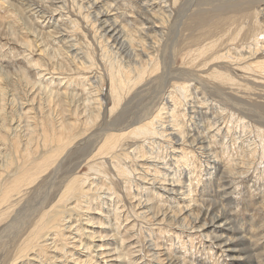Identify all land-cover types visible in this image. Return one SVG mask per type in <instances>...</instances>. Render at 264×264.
<instances>
[{
	"label": "rangeland",
	"instance_id": "obj_1",
	"mask_svg": "<svg viewBox=\"0 0 264 264\" xmlns=\"http://www.w3.org/2000/svg\"><path fill=\"white\" fill-rule=\"evenodd\" d=\"M136 1H138L136 3L138 8L135 4ZM144 3H146V4H144ZM182 3L184 5H180ZM9 4H11V5H9ZM13 5L15 8L13 7ZM129 5L134 6L133 12H136L134 10H137V13L135 15L131 11L132 6H129ZM10 6H12V7H10ZM181 6H182V8H181ZM82 7H83V9H82ZM79 8H81V9H79ZM135 8H137V9H135ZM157 8H160V9H157ZM180 8H181V10H178ZM56 9H57V11H56ZM63 10L65 12H63ZM81 10H83L84 12L82 11L83 13H81ZM179 11H180V13H179ZM255 11L258 13H255ZM129 13H132V14H129ZM162 13H163V16H162ZM260 13H261V15H260ZM61 14H62V16H61ZM84 14L86 16H89L88 17L89 19L86 21H85V19H87V18H86V16H84ZM145 14H146V16H145ZM147 14H148V16H147ZM185 14H186V16H184ZM125 16H127V17H125ZM67 17H69V18H67ZM125 18H128V19L125 20ZM155 18L156 19L158 18V20H156ZM147 19H148V22H147ZM152 19H154V21ZM172 19H174V20H172ZM238 20H240V21H238ZM132 21H133V23H132ZM138 21L141 25L137 24ZM170 21H172V22L175 21V23L174 22L172 23ZM97 22H98V24H97ZM100 22L101 23L103 22V23L101 24ZM126 22H129L131 24L126 23ZM90 23H93V24H90ZM134 23H135V25H132ZM144 23H146L145 25H147L149 23L148 24L149 26L147 25V27H146L144 25ZM244 23H246V24H244ZM73 24H77V25H73ZM174 24L177 27L174 26ZM67 25H69V27ZM95 25H96V27H95ZM136 25H139V27L141 26L142 29H141V27L138 28ZM150 25H152V26H150ZM155 25H156V27L152 28ZM159 25H161V26L159 27ZM251 25H252V27H251ZM93 26L95 27V31H94ZM134 26H135V28L130 29V27H134ZM97 27H99V28H97ZM161 27H163V28H161ZM111 28H113V29H111ZM69 29H70V31H69ZM133 29L134 30L136 29V31L140 30L141 32L137 31L138 35L136 36V31H133ZM152 29H154V30H152ZM98 30H99V33L97 32ZM125 30L127 32H125ZM142 30H145V31H142ZM129 31H130V33H129ZM46 32L49 34V36ZM53 33H55V36ZM115 33H116V37H117V35H120L119 36L120 38L117 39V41H113L115 38H112V36H113L112 34H115ZM126 33H129V35H127ZM131 33L133 34L132 36H131ZM50 34H53V35H50ZM59 34H60V36H59ZM68 34H69V36H68ZM108 35H110V37H108ZM139 35H141V36H139ZM72 36L73 37L75 36V37L73 38ZM130 36H131V38H133V36H135L136 38L138 37L137 38L138 40H135V38H133V40H131V38L129 39ZM126 37H128V39H126L127 41L125 40ZM141 37H144V38H141ZM161 37L163 40H161ZM53 38H56V39H53ZM104 38H106V39H104ZM139 38H141L142 41H141V39L139 40ZM145 38H147V40ZM84 39H86V40H84ZM70 40H72V41H70ZM96 40L98 41V43ZM104 40H105V42H104ZM122 40H124V41H122ZM145 40H146V42H145ZM160 40H161V42H160ZM81 42H83V44ZM128 42H131V43L128 44ZM84 43H85V45H84ZM132 43H133V45H132ZM136 43H138V44L136 45ZM148 43L151 46L147 45ZM159 43H162V45L160 44V46H159ZM66 45H69L71 47H68ZM80 45H81V47H80ZM112 45H113V47H111ZM123 45H126L125 48ZM128 45H131L130 47H132V48H130ZM56 46L57 47L59 46V48H58L59 54L57 53L58 51H57ZM72 46H74V47H72ZM84 46H85V48L83 49L82 47H84ZM89 46H90V48H89ZM133 46H134V48H133ZM148 46L150 47L149 50L147 49ZM155 46H157V47H155ZM161 46L164 47V49L161 48ZM60 47H63V48L60 49ZM114 47H116L117 49L116 48L114 49ZM141 47H143V48H141ZM165 47H166V49H165ZM39 49H40V51H39ZM143 49H145V50H143ZM152 49H154V52L156 54L153 53ZM67 50L70 52H68ZM104 50L106 51V53ZM147 50H148V52H147ZM162 50H165V52ZM64 51H67V52L63 53ZM100 51H102V52H100ZM161 51L164 52L165 54L163 53L160 55V53H162ZM52 52H53V54H52ZM55 52L58 55H56ZM103 52L105 53L104 55H103ZM141 52H142V54H141ZM66 54H67V56L69 55V57H67ZM106 54H108V55H106ZM139 54L142 55L143 57H141ZM53 55H54V57H53ZM59 55L61 56V58L63 60L66 58L72 59L73 63L71 62V60H68L69 62L68 61L66 62L65 60H64L65 62L62 61L61 58L58 57ZM151 55H153V57ZM228 55H229V57H228ZM40 56H42V57H40ZM73 56L74 57L77 56V58H79V56H80L81 59L80 58H79V60L76 58L74 59ZM138 56H140V57H138ZM155 56H156V58L154 59ZM158 56H160V57H158ZM163 56H165V57H163ZM105 57L107 60L105 59ZM127 57H129L128 58L129 60L127 59ZM166 57H167V60H166ZM141 58H143V59H141ZM147 58H149L150 60L149 59L147 60ZM158 58H161V59L159 60ZM58 59H60L61 64L59 63ZM117 59H119V60H117ZM135 59L138 63H135L136 62ZM144 59H146V60H144ZM120 60H122V62ZM126 60H128L130 63H128V61H126ZM161 60H162V62L164 61L165 63L164 62L162 63ZM80 61L86 62V63H84V65L87 67L82 66L83 63H81ZM87 61H89L91 63L89 64V62H87ZM146 61H148V62H146ZM29 62H31V63L33 62V63L31 64ZM34 62H36V63H34ZM40 62L41 63L43 62L44 65L43 64L40 65L41 64ZM55 62L58 63L60 65V67ZM62 62H64V65H62L63 64ZM75 62H79V63L76 64ZM27 63L29 64L28 66L26 65ZM106 63H107V65H106ZM118 63L121 64L122 66H124L123 68L125 70H127V72H129L130 76H128L129 79H127V82L125 84L126 85L130 84V85L125 87V88H122V91L120 89H118V92L120 91L119 92L120 102L117 104V103H115V93L111 91V76H110V74L112 72L109 71L110 66H108V65H110V64L116 65ZM143 63H145V64H143ZM159 63H161V64H159ZM166 63L168 66L163 65ZM263 63H264V0H258L257 2L255 0H186V2H185V0H84V1L83 0H35V1L34 0H0V76L3 77V74H6V78H5L6 84H8L9 82H12V83H9L8 85H6V88H7L6 89V96H5V93H4V96L0 95V102H1L0 103V110H1L0 116L3 115L2 117H0V124H1V126H0V129H1L0 130V138H3V137L8 138L16 130L19 133L21 132V134H22V132H27V131H29V127H30L28 125V123L32 124L33 122H34V124H32V127H30V128H33V126H34L35 137H40V135L42 133V129H43L42 123H44V121L46 120V117H48V118L51 117L54 119V117L56 116L55 118L62 121V122L75 121V123H76L75 127L76 128L74 129V133H75V135L77 134L78 136L76 135L77 137L73 140V142H71L69 144L68 149L65 151V154H63V158H65L67 156V158L68 159L71 158V160H68L67 158L65 159L66 163L63 162V165H62L63 170L61 172L59 171L58 174L56 175L55 183H56V185H58V183H60L61 181L64 182V180L66 179V177L64 175L67 176L71 173V172H68V174H66L67 168H68V170L72 171L73 175L71 174V176H76L77 174L80 176V175L85 174L84 176L90 177L91 182H92V186L90 187L89 195H91V196L93 195V197L95 198L93 200H95V202L94 201L90 202V200H89L90 204L85 205L88 207H84V205H83L82 208H79V207H81L78 204L79 202L76 199L74 200V198H73L71 200V205H74L75 208L72 209L71 217L76 218V219L82 218L81 221L77 220L79 222H82L84 220L83 218H85V220H87V219L89 220V218L86 219L85 215L83 216V214H85L84 212H87V211L86 210L83 211L82 209H89L90 210L88 213L89 214L91 213L90 217H92V218L89 221H93L94 224L92 225V227L89 230H87V234L85 231L82 232V230H81V234H80L81 236L80 237L84 236L83 238H84V240H86L87 239L86 235H88L91 238L95 239L93 243H89V250H88V257L90 258V260H92V258H93V260L92 261L86 260V257H85L86 252L84 250H81L79 248L77 251L75 244L77 245L76 241H78V236L75 238H72L74 240L71 242L72 239L68 237L71 235H69V233L66 232V234L63 235L64 239L62 240V244H63V246H65V245L67 246V248H66V246L63 248V251H65V249L68 251V253H66L67 259H68V261H67L68 264H116V263L117 264H177V263L183 264L184 263L183 261H185V263L188 262L187 264H193V263L196 264V261H197V264H201V263H203V264H224V263L225 264H232V263L233 264H239L240 263L241 264V261H243L242 262L243 264H264V255H262V254H264V71L262 72V70H264V64ZM56 65H58V66H56ZM90 65L92 68H90ZM93 65H94V67H93ZM142 65L144 68L140 67ZM24 66L25 67L27 66V68H25ZM40 66L41 67L43 66V67L41 68ZM62 66H64L63 70H62ZM165 66H166V68H164ZM28 67H30L32 69L29 70ZM65 67L69 68V69H65ZM139 67H140V69L143 68V69H141L143 72H140L141 70L139 69ZM23 68L26 71L22 70ZM50 68H52V69H50ZM54 68H57V70L59 69L58 70L59 72H57V70H55ZM163 68H164V70H163ZM256 68L259 71H257ZM37 69H40L43 71L46 69V71H44V73L43 72L41 73V71H39ZM48 69H50L51 71H49ZM60 69H61V71H60ZM85 69H88V70H85ZM107 69H109V70H107ZM117 69L118 68H116L115 72H114L115 80L117 79L116 75L118 74ZM160 69L163 71H161ZM166 69H168L167 70V73H168L167 76H169V78L166 76V74H167ZM20 70L25 71L26 73H24V72L22 73V71H21V72H18V74H19L18 75L16 71H20ZM66 70H68V71H66ZM106 70H107V72H106ZM132 70H133V72H132ZM2 71H4V72L2 73ZM29 71H30V73H29ZM47 71L49 72V74ZM51 72H53V73H51ZM109 72H110V74H109ZM164 72H165V74H164ZM32 73L37 74V77L35 74H32ZM97 73H99V74L97 75ZM136 73H138V74H136ZM21 74L24 76L26 74H28V77L26 79L27 81L25 79H23V77H21L22 76ZM101 74H103V76ZM15 75H16V77H15ZM161 75H162V77H161ZM65 76H67V77H65ZM158 76H160L161 79H159L160 77H158ZM41 77H43V78H41ZM88 77H90V78H88ZM134 77H136V78H134ZM154 77H156V78L154 79ZM157 77H158V79H157ZM7 78L10 79L9 82H8ZM5 79H3V81ZM32 79H34V80H32ZM37 79H39L40 81ZM92 79H93V81H92ZM97 79H99V80H97ZM144 79H145L146 83L150 82L151 80H152L151 82L153 84L156 82L157 83L155 85H153L150 82V83H147L148 84L147 85L145 82H143ZM13 80H15V81H13ZM41 80H43V82ZM89 80H91V81H89ZM155 80H156V82H154ZM23 81H26V82H23ZM45 81L48 82L47 84L49 86L46 84ZM133 81H135L134 84L132 83ZM35 82H37V83H35ZM41 82L44 86L50 87V89H48L46 87L49 90V92H48V90H45V87L41 84ZM44 82H45V84H44ZM71 82L73 83L72 85H71ZM90 82H92V83H90ZM27 83H28V85H27ZM159 83H161V84H159ZM33 84L37 85L38 87L36 88V86ZM96 84H99V85L101 84V85L98 86ZM177 84H178V86L182 85L181 86L182 89L184 86V89L185 88L186 89L185 90L183 89V91H185V92H183L181 90V88L178 89L179 87L177 86ZM52 86H53V88H52ZM136 86L138 88H136ZM153 86H155L156 90L157 89L158 90L157 91L152 90V89H155V87L153 88ZM94 87H96V88H94ZM99 87L101 88L100 90H102V91H99ZM147 87H148V89H146ZM175 87H176V89H175ZM14 88L17 91L14 90ZM38 88H40V90ZM150 88H152V89H150ZM171 89L172 90L174 89L175 92H173L174 90L172 91ZM177 89H178V91L179 90L180 91L178 92ZM37 90H39V91H37ZM51 90H53V91L50 92ZM163 90H165L166 92ZM26 91H27V93L28 92L29 93L27 94ZM54 91H55V93H53ZM135 91L138 93H136ZM9 92H10V94H9ZM11 92H12V94L15 93L14 96L11 95ZM22 92H24V93H22ZM38 92H40L41 94ZM69 92L75 96L72 97V95ZM72 92H74V93H72ZM122 92L123 93L125 92V93L120 94ZM154 92H156V93H154ZM170 92H172V93L170 94ZM25 93H26V95H25ZM47 93H52V95L54 94V96H52V98H51L52 100L47 98L48 97ZM65 93L67 94V96ZM68 93L70 95H68ZM127 93H128V95H127ZM179 93L180 94L182 93V94L180 95ZM57 94L58 95L60 94L59 96H61V95L62 96L59 97ZM172 94L174 97L172 96ZM24 95H25V97H24ZM139 95L141 98L139 97ZM157 95H161V96L158 97ZM16 96L18 97L19 101H17L18 99L16 98ZM106 96L108 99L107 98L105 99ZM169 96L171 99L169 98ZM58 97L60 98L59 100H58ZM69 97H70V99H69ZM88 97H90V98L87 100ZM123 97H124V100L126 98V103L123 100ZM150 97L151 98L155 97V98L151 99ZM160 97H161V99H160ZM11 98H12V100H13V98H15L14 101H12ZM137 98H138V100H137ZM148 98L150 101L148 100ZM180 98H182L183 100ZM72 99H73L72 103L74 105H72V103H71ZM79 100H81V101H79ZM90 100H92V101L96 100V102H92V101L90 102ZM153 100H154V102H153ZM171 100L172 101L175 100V101H173V103L176 102V104L175 103L173 104ZM37 101H38V103H37ZM57 101H59V102H57ZM10 102H12V103H10ZM61 102H63V103H61ZM159 102H160V104H159ZM57 103H59V104L57 105ZM92 103H94V104H92ZM101 103H103V105H101V107H100L99 105ZM112 103H113V105H112ZM142 103L144 104V106ZM15 104H18L19 106H16ZM157 104L160 106H157ZM83 105H84V107H83ZM134 105H136V106H134ZM145 105H146V107H145ZM153 105L156 107L153 108ZM141 106H143V107H141ZM15 107L16 108L18 107V108L15 110ZM53 107H56L57 109L53 108ZM74 107L76 108L75 111L72 110ZM151 107L153 108V110H151L152 109ZM158 107H159V109H158ZM163 107H165V109L167 107V109L163 111V109H164ZM20 108H21V110H20ZM88 108H90V109H88ZM111 108H113V109H111ZM139 108L141 111H138ZM160 108L161 109L163 108V109L161 110ZM45 109H46V112H45ZM91 109H95L94 111L96 112V116L94 115L95 112H93V110H91ZM145 109L149 110L150 113L147 112ZM50 110L52 113L50 112ZM143 110H145V112H143ZM175 110L178 111L181 115L177 114V112ZM14 111H16V113L20 114V116L18 114L14 113ZM63 111H64V113H62ZM137 111H138V113H140V112L141 113L138 115ZM172 111L173 112L175 111L176 113L174 112V115H173ZM20 112H22V113H20ZM122 112H125V113H123V115H122ZM146 112H147V114H145ZM76 113H78V114H76ZM101 113H103V114H101ZM134 113H135V115H134ZM148 113L151 116L148 115ZM14 114H16L17 116ZM70 114H72V115H70ZM74 114H76V115H74ZM116 114H118V115H116ZM141 114L143 116L145 115V118L147 117V119L142 118L143 116ZM32 115H34V116H32ZM53 115H55V116H53ZM57 115H58V118H57ZM133 115H134V117H132ZM140 115H141L142 119H140ZM167 115H169V116H167ZM171 115H172V117H171ZM176 115H177V118H176ZM60 116H61V118H60ZM91 116H93V118H91ZM94 116H95V118H94ZM97 116L99 118L101 116V118L99 119ZM109 116H111V117H109ZM117 116L119 118V121H117V119H116ZM123 116H124V118H123ZM64 117H66V118L68 117L67 121H66V118H64ZM102 117H103L104 121L102 120ZM148 117H150V119L154 118L153 124L155 126L152 125V128L155 129V131H158V133L160 135H158V133H156V134L149 133V134H142V135L125 134L124 136L120 137L119 141L115 144V147L112 150H106V149L102 148L104 138L107 136V134L112 133V131H109V132L105 131L106 129H108L110 127V126H108L109 123H115L116 124L115 127L121 128L123 126L127 127L128 125L133 123L135 120L138 122L140 121L139 123L137 122V123L133 124V126H135L137 124H141V123H144V122L150 120ZM163 117L165 119H163ZM166 117H168V118L166 119ZM10 118L13 119L14 121H12ZM69 118L70 119L72 118V120H70ZM75 118H77V119H75ZM137 118H138V120H137ZM178 118H182V123H181V119L178 121ZM173 119H174V121H173ZM24 120H25V122H24ZM97 120L98 121L101 120V122H97ZM167 120L170 121V123H168ZM176 120H177V122H176ZM21 121H23V122L21 123ZM26 121L28 123H26ZM123 121H125V122H123ZM141 121H143V122H141ZM95 122H97L98 124ZM164 122H167V123H164ZM178 122L183 124L184 126L186 125L185 127H187V128L183 127L181 124H178ZM13 123L14 124L16 123L15 125H17L16 130H13V128L10 131L7 130V128H9V125H11V127H12ZM119 123H121V124H119ZM174 123H176L177 125H174ZM104 124H105V127H103ZM169 124H170V126L171 125H173V126L170 127V126H168ZM38 126H40L39 131H38ZM96 127H98V128H96ZM161 127L163 129L159 130V128H161ZM167 127H169L170 129ZM172 127H174L175 129ZM180 127L183 129L182 131H181ZM130 128H131V126H130ZM3 129H5V130H3ZM77 129L80 131H75ZM172 129L175 132L176 131L177 132L176 133L173 132ZM186 131H189V132L187 133ZM79 133H81V134H79ZM89 133L92 136L95 135V133L98 135V137H96L97 140L92 139L91 142H94L95 145L93 147V144H92V147H90V150H89V155L87 154L88 157L86 158V159H88L89 156H91L92 154H95L93 159H92L94 162H90V163L86 164L87 160L83 159L82 161L79 160L80 161V163H79L77 161L78 155H75V153L77 154V152L79 151V148H82V146L85 145L84 144L85 142L83 143V140H84V138L86 139L87 136H89ZM91 133H93V134H91ZM173 133L177 134V135H174ZM170 134L172 136L174 135L173 136L174 138L171 137ZM101 135H103V136H101ZM185 136H187V137H185ZM81 137L82 138L84 137V138L82 139ZM101 137H102V139H101ZM149 137H150V139L152 138L153 140L152 139L151 140L154 141L155 143H153L149 139ZM92 138H94V137H92ZM158 139L162 143L164 142L165 144L163 143L164 144L163 145L162 143H160V141H158ZM173 139H175V140H173ZM200 139L202 140V142L200 141ZM178 140H180V141H178ZM148 141H149L150 145L148 144ZM5 142L6 141H4L3 143L0 142L1 144H3V145H1V150H0L1 153L0 154H3L4 156H5L4 153L7 151V148H6L7 146L5 145ZM74 142L76 143V145L74 144ZM143 142H145V143H143ZM156 142H158V143H156ZM172 142H175V143H172ZM183 142H184L185 146L183 145ZM80 143H82V144L80 145ZM136 143L137 144L140 143L139 144L140 146L137 145ZM146 143H147L148 147H146L147 146ZM170 143H172L173 145ZM176 143H178V144H176ZM197 143H199V144H197ZM141 144L145 149L141 146ZM155 144H156V146L153 147ZM160 144H162V146ZM189 144H190V146H189L190 148L188 147ZM39 145H41V144H39ZM71 145H72V147H71L72 150L70 148ZM151 145H152V147H151ZM202 145H203L204 149L202 148ZM225 145H227V146H225ZM76 146L77 147L79 146L78 150H77ZM167 146H170V147H167ZM180 146H182V147H180ZM162 147L164 148L163 152H162L163 149H161ZM165 147H167V148H165ZM183 147H184V149H183ZM208 147H210V149ZM138 148H139V150H138ZM153 148L154 149L156 148V150H154ZM179 149L181 151H179ZM206 149L207 150L209 149L208 151H211V152L206 151ZM155 152H157V153H155ZM177 152H178V154H177ZM181 152H182V155H179V154H181ZM205 152H208V153H205ZM72 154H74V155H72ZM143 154H145V155H143ZM183 154H184V156H183ZM3 155H0V158H2L4 160ZM70 156H72V157H70ZM138 156H140V157H138ZM189 156H191V158L188 159ZM158 157H159V159H158ZM161 157H163L165 161L162 160L163 158H161ZM182 157L184 160L182 159ZM97 158H98V160H97ZM178 160H180V162ZM205 160H207V161H205ZM108 161L110 162L109 165H108ZM162 161H164V162L162 163ZM172 162H173V164H170ZM193 162H194V164H193ZM78 163L81 165H79ZM67 164H70V165L68 166ZM74 164L78 165L77 169H76V167L74 168V170L76 169L75 170L76 172L72 168ZM89 164L93 166V169L86 171V168ZM116 165H121L122 167H124V169H123L124 172L122 173L120 171H117L118 168ZM174 165L176 168H178V167L179 168L176 169L174 167ZM189 165H190V167H189ZM128 166H129V168H128ZM153 166L155 167L154 169H152ZM203 166L205 167V169ZM148 167L150 170L148 169ZM167 167H168L169 171L167 170ZM170 167H171V169H170ZM191 167H193V168H191ZM211 167L212 168L214 167V169H212ZM236 167L240 170L238 171V169ZM195 168H197V169H195ZM199 168L201 171L199 170ZM134 169L137 171H134ZM170 170L171 171L174 170V171H172L170 173ZM179 170H181V171H179ZM141 171H142V173H141ZM149 171H150V173H149ZM126 172H127V174H126ZM46 173L44 175H41L39 177V179H37L34 182V184L23 189L22 192L20 193L21 195L20 194L15 195L14 199L11 201V203L7 204L9 206L8 209H10L4 213L7 216L3 214L2 216H4V218L1 216L2 217V219H1V217H0V235H1L0 236L1 237L0 238V264H14V261L16 263L17 260H18V262H17L18 264H20L19 260L21 261L22 264H26V263L27 264L28 263L29 264H47L50 261L47 258V256H45V252L40 251L37 246H34V248L30 252H26V250L22 251L24 246H25V241L27 238L26 237L27 234H26V236H24V235H25V233L29 232V225L31 223L28 225L27 221L22 219V221H24V222H22L21 218H19V220L17 219L14 224H16L17 227L20 226V227H18V229L20 228L19 230H21L19 232L18 229H15V230H14V228L9 229L7 227V226H9V224H8L9 222H6L7 219H11L13 217V215H14L13 213L15 211V208H17L19 203L24 201V199L26 200V197L28 198L29 196L33 195L34 191L37 192V190L39 189L38 186L40 185L41 181H42L41 183H44V181L47 180L49 174L48 173L46 174ZM143 173H146V175ZM174 173H175V175H174ZM214 174H216V175H214ZM189 175H191L192 177H190ZM196 175H198V176H196ZM149 176L151 178L150 180H149ZM63 177H65V178H63ZM102 177H103V179H102ZM162 179H164V180H162ZM160 180H161V182H160ZM214 180L216 182H214ZM56 181H58V182H56ZM104 181H106V182H104ZM126 181H129V182H126ZM196 181H198V184L196 183ZM63 182H62V184H63ZM109 183H110V185H109ZM189 184H191V185H189ZM194 184H195V186H194L195 188L193 187ZM93 185H94V187H93ZM105 186H107V187H105ZM188 186L189 187L191 186V190ZM56 189L57 188H55L53 190L54 193L57 192ZM181 189L185 190V191L182 192ZM93 190H94V192H93ZM160 190H162V191H160ZM106 191H107V193H106ZM164 191H165V193H164ZM171 191H172V194H171ZM190 191L192 192V194L194 193V191H195V193L193 195H191V193H189ZM91 192H93V193H91ZM98 192L101 193L100 197H96L97 195H99ZM104 192H105V194L102 195ZM116 192H117V194H115ZM168 192H170V193H168ZM110 193H111V195H110ZM161 193H162V195H161ZM181 194H183L182 195L183 197L181 196ZM185 194L187 196H189V195L190 196L187 197ZM184 195H185V197H187V199H188L187 201H186ZM225 195H227V196H225ZM54 196H52L51 199L48 200L49 203H52L53 201H55ZM191 196H192V200L190 198ZM155 197H157V198H155ZM33 199L34 198H32L31 200H33ZM161 201H162V203H161ZM185 201L187 203L190 201L189 205H192V204L194 205V206L192 205L194 211L195 210L198 211V210L202 209V211H206V210L211 211L212 210L214 213L219 212V213L226 214V216L228 218L227 219L228 225H226V227L223 228L224 229L223 232H220L221 229L220 230L214 229L213 227L208 228L204 232L202 229H200L196 226H193L192 224H189V221L188 222H187V220L183 221L182 216H179V218L178 217L175 218L173 216H165V215H177V210L180 209L177 207H189V205H187V203ZM101 202H103V203H101ZM183 202H184V204H183ZM99 203H101V204H99ZM155 203H156V205H155ZM176 203L178 205H176ZM181 203L183 204V206ZM185 203H186V205H185ZM98 204H99V206H98ZM147 204H149V205H147ZM5 205L6 204L3 205V209L6 208ZM198 205H200L202 208H200V206H198ZM11 206H13L14 210L11 208ZM160 207L162 210L158 209V210H160V213L158 215L154 216L155 214L153 215V213H154L153 209L160 208ZM0 208H2V207H0ZM96 208H98V209H96ZM165 210H166V213H165ZM9 211H10V213H9ZM11 211H12V213H11ZM95 211H96V213H95ZM97 211H98V214H97ZM75 212H78V213H75ZM147 213L150 214V216ZM190 213L191 212L189 210H187V212L185 214L189 215ZM76 214L78 217L76 216ZM185 214H183V215L185 216ZM11 215H12V217H11ZM97 216H99L98 219H97ZM146 218H148V219H146ZM206 218H208V216ZM3 219H5V221ZM99 219L100 220L102 219V221H100ZM131 219H133V220H131ZM165 219H167V220L165 221ZM169 219L171 221H169ZM21 222L22 223L26 222V223H25V225H23ZM179 222L181 225H179ZM98 223H100V225H102V227H97ZM3 225H5L6 227ZM173 225H175V226H173ZM2 227H4V228H2ZM174 227H175V229H173ZM30 228H31V225H30ZM179 228L180 229L182 228V229L180 230ZM196 228H198V229H196ZM6 229H8V230H6ZM178 230H179V232H178ZM4 231H6V232H4ZM8 232H10V233L8 234ZM210 232L212 235L210 234ZM1 233L4 235H2ZM20 233H23V234H20ZM219 233L222 234L225 238H228L229 235H230L229 236L230 239L232 237H233V239L235 238L234 241L232 242V243H234L233 244L234 248L232 250H226L225 247L223 248L222 246L220 248V245H219L220 243L213 241V239L211 240V238L209 236H207V235H210L211 237H213V235H215V237H216V235H219ZM127 234L129 236H131V235L132 236L130 238H128ZM158 234H159L160 238H159ZM224 234L225 235L227 234V235L225 236ZM106 235L108 237H106ZM101 236L106 237V239H103ZM112 236L114 239L112 238ZM134 236H135V238H134ZM241 236L244 237L245 242H243V244H239V242H238L239 241L238 237H241ZM47 237H45V239H47ZM51 237H53V236H51ZM139 237H141V238H139ZM64 240L67 243L63 242ZM154 240L156 242H154ZM69 241L71 242V244ZM208 242H209V244H208ZM133 243L136 245H134ZM154 243H156L157 246ZM71 245H73V246H71ZM83 246H84L83 243L80 244V247H83ZM244 246H245V248H244ZM137 247L138 248L140 247L142 249H137ZM160 247H161V250L158 252ZM144 248H145V250H144ZM235 248H237V249H235ZM109 249L111 252H109ZM206 249H207V251H206ZM202 250H203V252H202ZM218 250L219 251L221 250V251L219 252ZM48 251L50 252V250H48ZM171 251L174 254H176L177 252L178 253H177V255H173V253ZM160 252H161V255L163 257H161V255L159 254ZM162 252H163V254H162ZM24 253H25V255H24ZM37 253H39V254H37ZM226 253H228V254H226ZM20 254L22 257L19 259L18 257H20ZM207 254H208V256H207ZM31 255L35 257L34 260L30 258ZM40 255H42V256H40ZM90 255H91V257H90ZM159 255H160V257H159ZM230 255H233V258ZM235 255H237V257H234ZM178 256H180V257H178ZM204 256H205V258H204ZM239 256L241 257L242 260L239 258ZM157 257H159V258L157 259ZM166 257H167V259H166ZM169 257L171 259H169V261H168ZM175 257L177 259L179 258V260H177ZM227 257H229V259ZM39 258H41L40 259V261L42 260L41 262L38 260ZM44 258L48 261L47 263L43 262V261H46V260H44ZM153 258H154V260H153ZM162 258H163V260H162ZM207 258H209V259H207ZM224 258H225V260H224ZM25 259L27 260V262L25 261ZM36 259H37V262L35 261ZM132 259L134 261H132ZM155 259H156V261H155ZM246 259H248V261ZM115 260H117V261H115ZM192 260H194L195 262ZM170 261H171V263H169ZM175 262H177V263H175ZM50 263H52V261H50ZM50 263H48V264H50Z\"/></svg>",
	"mask_w": 264,
	"mask_h": 264
},
{
	"label": "bare ground",
	"instance_id": "obj_2",
	"mask_svg": "<svg viewBox=\"0 0 264 264\" xmlns=\"http://www.w3.org/2000/svg\"><path fill=\"white\" fill-rule=\"evenodd\" d=\"M35 1V0H34ZM84 1V0H83ZM256 2L258 1V0H255ZM138 1H136L135 2V4L137 3ZM184 2V1H183ZM185 2H186V0H185ZM34 3V2H33ZM131 3V2H130ZM150 3V2H149ZM152 3V2H151ZM179 3V2H178ZM107 4V3H106ZM143 4V3H142ZM144 4H146V3H144ZM9 5H11V4H9ZM73 5V4H72ZM76 5V4H75ZM180 5H184L183 3L182 4H180ZM78 6V5H77ZM91 6V5H90ZM129 6H132V5H129ZM136 6H137V4H136ZM10 7H12V6H10ZM13 7H14V5H13ZM40 7V6H39ZM45 7V6H44ZM54 7V6H53ZM81 7V6H80ZM134 6H132V12H133V8ZM15 8V7H14ZM88 8V7H87ZM91 8V7H90ZM137 8H138V6H137ZM137 8H135V9H137ZM151 8V7H150ZM181 8H182V6H181ZM181 8L180 9H178V10H181ZM35 9V8H34ZM38 9V8H37ZM46 9V8H45ZM79 9H81V8H79ZM82 9H83V7H82ZM111 9V8H110ZM157 9H160V8H157ZM259 9V8H258ZM14 10V9H13ZM39 10V9H38ZM60 10V9H59ZM85 10V9H84ZM146 10V9H145ZM191 10V9H190ZM189 10V11H190ZM260 10V9H259ZM56 11H57V9H56ZM67 11V10H66ZM79 11V10H78ZM83 10H81V13H83L82 12ZM116 11V10H115ZM134 11H136V12H133L134 13V15L137 13V10H134ZM141 11V10H140ZM38 12V11H37ZM63 12H65L64 10H63ZM105 12V11H104ZM145 12V11H144ZM148 12V11H147ZM262 12V11H261ZM55 13V12H54ZM61 13V12H60ZM79 13V12H78ZM161 13V12H160ZM179 13H180V11H179ZM255 13H258V12H256L255 11ZM254 13V14H255ZM67 14V13H66ZM99 14V13H98ZM129 14H132V13H129ZM172 14V13H171ZM178 14V13H177ZM187 14V13H186ZM186 14L184 15V16H186ZM56 15V14H55ZM65 15V14H64ZM114 15V14H113ZM120 15V14H119ZM126 15V14H125ZM260 15H261V13H260ZM61 16H62V14H61ZM84 16H86L85 14H84ZM95 16V15H94ZM145 16H146V14H145ZM147 16H148V14H147ZM160 16V15H159ZM162 16H163V13H162ZM65 17V16H64ZM89 16H86V18L87 19H85V21L86 20H88L89 18H88ZM92 17V16H91ZM101 17V16H100ZM107 17V16H106ZM125 17H127V16H125ZM154 17V16H153ZM67 18H69V17H67ZM81 18V17H80ZM99 18V17H98ZM185 18V17H184ZM72 19V18H71ZM74 19V18H73ZM83 19V18H82ZM128 18H125V20H127ZM156 19V18H155ZM161 19V18H160ZM81 20V19H80ZM153 21H154V19H152ZM156 20H158V18L156 19ZM172 20H174V19H172ZM177 20V19H176ZM247 20V19H246ZM56 21V20H55ZM62 21V20H61ZM100 21V20H99ZM238 21H240V20H238ZM91 22V21H90ZM131 22V21H130ZM141 22V21H140ZM143 22V21H142ZM147 22H148V19H147ZM152 22V21H151ZM170 22H172V21H170ZM174 23H175V21H173ZM172 22V23H173ZM179 22V21H178ZM182 22V21H181ZM231 22V21H230ZM94 23V22H93ZM93 23H90V24H93ZM101 23V22H100ZM103 23V22H102ZM101 23V24H102ZM105 23V22H104ZM125 23V22H124ZM123 23V24H124ZM126 23H129V22H126ZM132 23H133V21H132ZM260 23V22H259ZM95 24V23H94ZM97 24H98V22H97ZM100 24V25H101ZM122 24V25H123ZM129 24H131V23H129ZM128 24V25H129ZM137 24H140L139 23V21H138V23ZM146 23H144V25H145ZM149 24V23H148ZM147 24V25H148ZM152 24V23H151ZM244 24H246V23H244ZM73 25H77V24H73ZM89 25V24H88ZM99 25V26H100ZM107 25V24H106ZM127 25V24H126ZM132 25H135V23L134 24H132ZM131 25V26H132ZM141 25V24H140ZM147 25H145L146 27H147ZM166 25V24H165ZM168 25V24H167ZM53 26V25H52ZM68 27H69V25H67ZM98 26V25H97ZM138 28H140L139 27V25H136ZM149 26V25H148ZM150 26H152V25H150ZM161 25H159V27H160ZM171 26V25H170ZM169 26V27H170ZM174 26H176L175 24H174ZM73 27V26H72ZM90 27V26H89ZM94 27V26H93ZM92 27V28H93ZM95 27H96V25H95ZM95 27H94V31H95ZM113 27V26H112ZM127 27V26H126ZM136 27V28H137ZM156 27V25L154 26V27H152V28H155ZM177 27V26H176ZM242 27V26H241ZM251 27H252V25H251ZM65 28V27H64ZM74 28V27H73ZM97 28H99V27H97ZM102 28V27H101ZM128 28V27H127ZM131 28H135V26L134 27H130V29ZM137 28V29H138ZM161 28H163V27H161ZM168 28V27H167ZM26 29V28H25ZM111 29H113V28H111ZM124 29V28H123ZM129 29V30H130ZM141 29H142V27H141ZM178 29V28H177ZM97 30V29H96ZM122 30V29H121ZM127 30V29H126ZM125 30V32H127ZM146 30V29H145ZM145 30H142V31H145ZM152 30H154V29H152ZM151 30V31H152ZM68 31V30H67ZM69 31H70V29H69ZM81 31V30H80ZM114 31V30H113ZM120 31V30H119ZM123 31V30H122ZM133 31H136V29L134 30L133 29ZM138 32L140 31V30H137ZM137 31H136V36L138 35V33H137ZM150 31V32H151ZM157 31V30H156ZM165 31V30H164ZM98 33H99V30L97 31ZM101 32V31H100ZM105 32V31H104ZM141 32V31H140ZM171 32V31H170ZM47 33V32H46ZM50 33V32H49ZM82 33V32H81ZM121 33V32H120ZM129 33H130V31H129ZM129 33H126L127 35H129ZM133 33V32H132ZM131 33V36L133 35ZM135 33V32H134ZM144 33V32H143ZM147 33V32H146ZM155 33V32H154ZM153 33V34H154ZM33 34V33H32ZM48 34V33H47ZM54 34V36H55V33H53ZM53 34H50V35H53ZM124 34V33H123ZM145 34V33H144ZM152 34V33H151ZM157 34V33H156ZM57 35V34H56ZM104 35V34H103ZM107 35V34H106ZM113 36H112V38H115L113 41H117V39H119L120 37V35H117V37H116V33L115 34H112ZM122 35V34H121ZM125 35V34H124ZM123 35V36H124ZM126 35V36H127ZM135 35V34H134ZM147 35V34H146ZM162 35V34H161ZM160 35V36H161ZM165 35V34H164ZM33 36V35H32ZM46 36V35H45ZM48 36H49V34H48ZM59 36H60V34H59ZM58 36V37H59ZM62 36V35H61ZM68 36H69V34H68ZM105 36V35H104ZM131 36L129 37V39L131 38ZM139 36H141V35H139ZM145 36V35H144ZM152 36V35H151ZM163 36V35H162ZM251 36V35H250ZM51 37V36H50ZM49 37V38H50ZM71 37V36H70ZM73 37V36H72ZM75 37V36H74ZM73 37V38H74ZM108 37H110V35H108ZM147 37V36H146ZM154 37V36H153ZM12 38V37H11ZM133 38H135V40H138L135 36H133ZM133 38H131V40H133ZM141 38H144V37H141ZM141 38H139V40L141 39ZM148 38V37H147ZM147 38H145L146 40H147ZM159 38V37H158ZM170 38V37H169ZM53 39H56V38H53ZM52 39V40H53ZM60 39V38H59ZM104 39H106V38H104ZM126 39H128V37H126L125 38V40ZM155 39V38H154ZM66 40V39H65ZM73 40V39H72ZM72 40H70V41H72ZM84 40H86V39H84ZM89 40V39H88ZM134 40V41H135ZM146 40H145V42H146ZM161 40H163L162 39V37H161ZM161 40H160V42H161ZM69 41V40H68ZM97 41V40H96ZM122 41H124V40H122ZM127 41V40H126ZM141 41H142V39H141ZM76 42V41H75ZM104 42H105V40H104ZM133 42V41H132ZM152 42V41H151ZM163 42V41H162ZM52 43V42H51ZM73 43V42H72ZM82 44H83V42H81ZM97 43H98V41H97ZM96 43V44H97ZM119 43V42H118ZM129 43H131V42H128V44ZM134 43V42H133ZM133 43H132V45H133ZM155 43V42H154ZM69 44V43H68ZM101 44V43H100ZM109 44V43H108ZM107 44V45H108ZM127 44V43H126ZM138 43H136V45H137ZM160 44L162 45V43H159V46H160ZM57 45V44H56ZM84 45H85V43H84ZM117 45V44H116ZM143 45V44H142ZM147 45H149V43L147 44ZM28 46V45H27ZM64 46V45H63ZM66 46H68V47H71V46H69V45H66ZM65 46V47H66ZM124 46V48H125V46L126 45H123ZM129 47L131 46V45H128ZM141 46V45H140ZM139 46V47H140ZM149 46H151V45H149ZM147 47V49L149 50V48L150 47ZM164 46V45H163ZM168 46V45H167ZM57 47V46H56ZM67 47V48H68ZM72 47H74V46H72ZM79 47V46H78ZM80 47H81V45H80ZM111 47H113V45L111 46ZM110 47V48H111ZM145 47V46H144ZM154 47V46H153ZM155 47H157V46H155ZM260 47V46H259ZM58 48H59V46L57 47V51H58ZM61 48H63V47H60V49ZM83 49L85 48V46L84 47H82ZM89 48H90V46H89ZM116 47H114V49H115ZM128 48V47H127ZM130 48H132V47H130ZM129 48V49H130ZM133 48H134V46H133ZM141 48H143V47H141ZM152 48V47H151ZM159 48V47H158ZM161 48H163L164 49V47H162L161 46ZM69 49V48H68ZM74 49V48H73ZM109 49V48H108ZM117 49V48H116ZM146 49V48H145ZM145 49H143V50H145ZM165 49H166V47H165ZM65 50V49H64ZM92 50V49H91ZM101 50V49H100ZM110 50V49H109ZM120 50V49H119ZM128 50V49H127ZM126 50V51H127ZM134 50V49H133ZM138 50V49H137ZM148 50H147V52H148ZM153 50V53H155L154 52V49H152ZM168 50V49H167ZM39 51H40V49H39ZM45 51V50H44ZM62 51V50H61ZM68 51V50H67ZM67 51H64L63 53H65V52H67ZM105 51V50H104ZM111 51V50H110ZM117 51V50H116ZM122 51V50H121ZM162 51H164L165 52V50H162ZM161 51V52H162ZM68 52H70V51H68ZM100 52H102V51H100ZM108 52V51H107ZM118 52V51H117ZM136 52V51H135ZM139 52V51H138ZM157 52V51H156ZM164 52H162V53H160V55L161 54H163ZM58 54H59V51L57 52ZM56 52H55V54L56 55H58ZM105 53H106V51H105ZM104 52H103V55L105 54ZM120 53V52H119ZM122 53V52H121ZM133 53V52H132ZM144 53V52H143ZM152 53V54H153ZM252 53V52H251ZM52 54H53V52H52ZM68 54V53H67ZM67 54H66V56H67ZM90 54V53H89ZM131 54V53H130ZM134 54V53H133ZM132 54V55H133ZM141 54H142V52H141ZM145 54V53H144ZM156 54V53H155ZM165 54V53H164ZM62 55V54H61ZM106 55H108V54H106ZM111 55V54H110ZM120 55V54H119ZM137 55V54H136ZM140 55V54H139ZM146 55V54H145ZM253 55V54H252ZM37 56V55H36ZM64 56V55H63ZM71 56V55H70ZM91 56V55H90ZM130 56V55H129ZM134 56V55H133ZM141 57H143L142 55H140ZM140 56H138V57H140ZM152 57H153V55H151ZM40 57H42V56H40ZM50 57V56H49ZM53 57H54V55H53ZM52 57V58H53ZM56 57V56H55ZM58 57H60L61 58V56L59 55ZM65 57V56H64ZM67 57H69V55L67 56ZM74 57V56H73ZM101 57V56H100ZM110 57V56H109ZM114 57V56H113ZM117 57V56H116ZM122 57V56H121ZM135 57V56H134ZM158 57H160V56H158ZM163 57H165V56H163ZM162 57V58H163ZM228 57H229V55H228ZM26 58V57H25ZM78 59L79 60V58L81 59V57L79 56V58H77V56L76 57H74V59ZM92 58V57H91ZM112 58V57H111ZM120 58V57H119ZM129 57H127V59H128ZM131 58V57H130ZM156 58V56L154 57V59ZM37 59V58H36ZM55 59V58H54ZM67 59V58H66ZM64 59L66 62L68 61V60H71V62L73 63V61H72V59ZM73 59V60H74ZM89 59V58H88ZM105 59H106V57H105ZM115 59V58H114ZM141 59H143V58H141ZM149 58H147V60H148ZM153 59V58H152ZM159 60L161 59V58H158ZM165 59V58H164ZM59 60V63L61 64V61H60V59H58ZM61 60L62 61H64L62 58H61ZM94 60V59H93ZM103 60V59H102ZM107 60V59H106ZM105 60V61H106ZM112 60V59H111ZM116 60V59H115ZM117 60H119V59H117ZM123 60V59H122ZM122 60H120L121 62H122ZM129 60V59H128ZM128 60H126V61H128ZM144 60H146V59H144ZM150 60V59H149ZM166 60H167V57H166ZM39 61V60H38ZM57 61V60H56ZM64 61V62H65ZM77 61V60H76ZM83 61V60H82ZM82 61H80L81 63H83L82 64V66H85L84 65V63H86V62H82ZM133 61V60H132ZM135 61H136V59H135ZM139 61V60H138ZM143 61V60H142ZM64 62H62L63 64L62 65H64ZM69 62V61H68ZM87 62H89V61H87ZM99 62V61H98ZM146 62H148V61H146ZM161 62H162V60H161ZM164 62V61H163ZM162 62V63H163ZM29 63H31V62H29ZM33 63V62H32ZM31 63V64H32ZM34 63H36V62H34ZM41 63V62H40ZM39 63V64H40ZM56 63V62H55ZM76 64L77 63H79V62H75ZM91 62H89V64H90ZM108 63V62H107ZM107 63H106V65H107ZM128 63H130L129 61H128ZM132 63V62H131ZM135 63H138L137 61L135 62ZM165 63V62H164ZM43 64V62L40 64V65H42ZM46 64V63H45ZM54 64V63H53ZM56 64H58V63H56ZM99 64V63H98ZM109 64V63H108ZM134 64V63H133ZM143 64H145V63H143ZM159 64H161V63H159ZM262 64V63H261ZM264 64V63H263ZM27 66L29 65L28 63L26 64ZM38 65V64H37ZM44 65V64H43ZM55 65V64H54ZM53 65V66H54ZM59 65V64H58ZM58 65H56V66H58ZM75 65V64H74ZM73 65V66H74ZM80 65V64H79ZM92 65V64H91ZM91 65H90V68H92L91 67ZM105 65V64H104ZM132 65V64H131ZM148 65V64H147ZM163 65H166V66H168L167 65V63L166 64H163ZM27 66L25 67V68H27ZM39 66V65H38ZM55 66V67H56ZM68 66V65H67ZM108 66H110V70L109 69H107V70H109L110 72H112L111 74H110V72H109V74H110V76H111V91L112 92H114L115 93V103H119L120 102V96H119V92H118V89H120L121 91H122V88H125V87H127V86H129V85H126L125 83L127 82V79H129V77L128 76H130V74H129V72H127V70H125L123 67L124 66H122L121 64H110V65H108ZM126 66V65H125ZM139 66V65H138ZM166 66L164 67V68H166ZM19 67V66H18ZM21 67V66H20ZM41 67V66H40ZM43 67V66H42ZM41 67V68H42ZM52 67V66H51ZM59 67H60V65H59ZM63 67L64 66H62V70H63ZM72 67V66H71ZM80 67V66H79ZM85 67H87V66H85ZM93 67H94V65H93ZM96 67V66H95ZM134 67V66H133ZM140 67H143V65L142 66H140ZM140 67H139V69H140ZM151 67V66H150ZM161 67V66H160ZM29 68V70L30 69H32V68H30V67H28ZM39 68V67H38ZM40 68V69H41ZM45 68V67H44ZM43 68V69H44ZM78 68V67H77ZM116 68H118L117 69V72H118V74L116 75L117 76V79L115 80V78H114V72H115V69ZM144 68V67H143ZM143 68H141V69H143ZM164 68H163V70H164ZM263 68V67H262ZM15 69V68H14ZM13 69V70H14ZM19 69V68H18ZM40 69H37V70H39V71H41V73L43 72L44 73V71H46V69L43 71V70H40ZM50 69H52V68H50ZM50 69H48L49 71H51ZM55 70H57V68H54ZM65 69H69V68H66L65 67ZM74 69V68H73ZM140 69V70H141ZM257 69V68H256ZM8 70V69H7ZM17 70V69H16ZM22 70H25L24 68L22 69ZM22 70H20V71H16L17 72V74H18V72H21ZM59 70V69H58ZM57 70V72H59ZM76 70V69H75ZM81 70V69H80ZM85 70H88V69H85ZM95 70V69H94ZM107 70H106V72H107ZM149 70V69H148ZM161 70V69H160ZM163 70H161V71H163ZM167 70L168 69H166V73H167ZM11 71V70H10ZM26 71V70H25ZM25 71H22V73L24 72V73H26ZM28 71V70H27ZM60 71H61V69H60ZM66 71H68V70H66ZM82 71V70H81ZM257 71H259L258 69H257ZM264 70H262V72H263ZM4 71H2V73H3ZM14 72V71H13ZM32 72V71H31ZM37 72V71H36ZM48 72V71H47ZM46 72V73H47ZM64 72V71H63ZM91 72V71H90ZM132 72H133V70H132ZM138 72V71H137ZM140 72H143L142 70L140 71ZM188 72V71H187ZM29 73H30V71H29ZM51 73H53V72H51ZM163 73V72H162ZM170 73V72H169ZM184 73V72H183ZM32 74H35V73H32ZM31 74V75H32ZM48 74H49V72H48ZM99 73H97V75H98ZM108 74V73H107ZM135 74V73H134ZM136 74H138V73H136ZM161 74V73H160ZM164 74H165V72H164ZM163 74V75H164ZM19 75V74H18ZM17 75V76H18ZM22 75V74H21ZM20 75V76H21ZM36 75V77H37V74H35ZM42 75V74H41ZM46 75V74H45ZM102 76H103V74H101ZM133 75V74H132ZM158 75V74H157ZM168 75V73L166 74V76ZM193 75V74H192ZM26 76V77H25ZM22 75L21 77H23V79H27V77H28V74H26V75ZM30 76V75H29ZM34 76V75H33ZM108 76V75H107ZM185 76V75H184ZM15 77H16V75H15ZM35 77V76H34ZM35 77V78H36ZM65 77H67V76H65ZM75 77V76H74ZM73 77V78H74ZM92 77V76H91ZM99 77V76H98ZM146 77V76H145ZM144 77V78H145ZM152 77V76H151ZM158 77H160V76H158ZM158 77H157V79H158ZM161 77H162V75H161ZM161 77L159 78V79H161ZM168 78H169V76H167ZM171 77V76H170ZM182 77V76H181ZM6 74H3V77H1L0 76V95H2V96H4V93H5V96H6V85H8L9 83H12V82H9L10 81V79H8L7 78V80H8V84H6ZM41 78H43V77H41ZM80 78V77H79ZM88 78H90V77H88ZM134 78H136V77H134ZM156 77H154V79H155ZM3 79H5L4 81H3ZM22 79V80H23ZM45 79V78H44ZM102 79V78H101ZM133 79V78H132ZM148 79V78H147ZM151 79V78H150ZM156 79V80H157ZM164 79V78H163ZM162 79V80H163ZM16 80V79H15ZM15 80H13V81H15ZM32 80H34V79H32ZM36 80V79H35ZM37 80H39V79H37ZM47 80V79H46ZM97 80H99V79H97ZM156 80L154 81V82H156ZM165 80V79H164ZM27 81V80H26ZM26 81H23V82H26ZM40 81V80H39ZM42 82H43V80H41ZM71 81V80H70ZM89 81H91V80H89ZM92 81H93V79H92ZM147 81V80H146ZM152 81V80H151ZM150 81V82H151ZM20 82V81H19ZM18 82V83H19ZM31 82V81H30ZM42 82H41V84H42ZM46 82V81H45ZM45 82H44V84H45ZM68 82V81H67ZM73 82V81H72ZM71 82V85L73 84ZM102 82V81H101ZM143 82H145V79H144V81ZM150 82H147V83H150ZM35 83H37V82H35ZM48 82H46V84H47ZM90 83H92V82H90ZM89 83V84H90ZM133 84L135 83V81H133L132 82ZM146 83V82H145ZM146 83V84H147ZM157 83V82H156ZM156 83H152L151 82V84H153V85H155ZM194 83V82H193ZM39 84V83H38ZM40 84V85H41ZM145 84V85H146ZM159 84H161V83H159ZM12 85V84H11ZM21 85V84H20ZM27 85H28V83H27ZM33 85H35V84H33ZM43 85V84H42ZM48 85V84H47ZM96 85H98V86H100L99 84H96ZM148 85V84H147ZM150 85V84H149ZM10 86V85H9ZM14 86V85H13ZM22 86V85H21ZM25 86V85H24ZM36 86V88L38 87L37 85H35ZM44 86V85H43ZM49 86V85H48ZM48 86H44L45 87V90H48V89H50V87H48ZM62 86V85H61ZM90 86V85H89ZM94 86V85H93ZM142 86V85H141ZM171 86V85H170ZM177 86H178V84H177ZM182 85H179L178 87V89H180L181 88V90L183 91V89H184V86H183V89H182V87H181ZM8 87V86H7ZM48 89H47V88ZM81 87V86H80ZM145 87V86H144ZM155 86H153V88H154ZM158 87V86H157ZM174 87V86H173ZM17 88V87H16ZM27 88V87H26ZM52 88H53V86H52ZM51 88V89H52ZM55 88V87H54ZM92 88V87H91ZM94 88H96V87H94ZM93 88V89H94ZM136 88H138L137 86H136ZM171 88V87H170ZM39 90H40V88H38ZM42 89V88H41ZM98 89V88H97ZM101 88L99 87V91H102V90H100ZM143 89V88H142ZM146 89H148V87L146 88ZM150 89H152V88H150ZM167 89V88H166ZM175 89H176V87H175ZM178 89H177V91H178ZM186 89V88H185ZM184 89V90H185ZM14 90H16L15 88H14ZM13 90V91H14ZM22 90V89H21ZM24 90V89H23ZM31 90V89H30ZM29 90V91H30ZM34 90V89H33ZM39 90H37V91H39ZM56 90V89H55ZM66 90V89H65ZM80 90V89H79ZM83 90V89H82ZM126 90V89H125ZM135 90V89H134ZM133 90V91H134ZM137 90V89H136ZM152 90H156V87H155V89H152ZM151 90V91H152ZM158 90V89H157ZM156 90V91H157ZM172 90V89H171ZM174 90V89H173ZM172 90V91H173ZM17 91V90H16ZM25 91V90H24ZM28 91V90H27ZM27 91H26V93H27ZM43 91V90H42ZM53 90H51L50 92H52ZM77 91V90H76ZM94 91V90H93ZM92 91V92H93ZM138 91V90H137ZM163 91H165V90H163ZM176 91V92H177ZM180 91V90H179ZM178 91V92H179ZM181 91V92H182ZM48 92H49V90H48ZM58 92V91H57ZM71 92V91H70ZM69 92V93H70ZM91 92V93H92ZM95 92V91H94ZM136 92V91H135ZM166 92V91H165ZM173 92H175V90L173 91ZM177 92V93H178ZM183 92H185V91H183ZM8 93V92H7ZM22 93H24V92H22ZM21 93V94H22ZM26 93H25V95H26ZM29 93V92H28ZM27 93V94H28ZM38 93H40V92H38ZM53 93H55V91L53 92ZM68 93V95H70ZM72 93H74V92H72ZM80 93V92H79ZM110 93V92H109ZM125 93V92H124ZM123 92L122 93H120V94H124ZM136 93H138V92H136ZM154 93H156V92H154ZM158 93V92H157ZM172 92H170V94H171ZM9 94H10V92H9ZM14 94L15 93H13L12 94V92H11V95H13L14 96ZM41 94V93H40ZM44 94V93H43ZM66 94V93H65ZM78 94V93H77ZM102 94V93H101ZM132 94V93H131ZM135 94V93H134ZM174 94V93H173ZM173 94H172V96H173ZM180 94V93H179ZM182 94V93H181ZM180 94V95H181ZM23 95V94H22ZM25 95H24V97H25ZM39 95V94H38ZM56 95V94H55ZM58 95V94H57ZM60 95V94H59ZM58 95V96H59ZM72 95V94H71ZM127 95H128V93H127ZM164 95V94H163ZM20 96V95H19ZM47 98H49V99H51L52 98V96H54V94L52 95V93H47ZM62 96V95H61ZM61 96H59V97H61ZM66 96H67V94H66ZM73 96H75V95H72V97ZM108 96V95H107ZM107 96L105 97V99L107 98ZM155 96V95H154ZM158 97L159 96H161V95H157ZM186 96V95H185ZM184 96V97H185ZM10 97V96H9ZM27 97V96H26ZM29 97V96H28ZM36 97V96H35ZM57 97V96H56ZM58 97V100L60 99ZM96 97V96H95ZM128 97V96H127ZM134 97V96H133ZM139 97H140V95H139ZM174 97V96H173ZM172 97V98H173ZM183 97V96H182ZM16 98L18 99V97L16 96ZM46 98V99H47ZM54 98V97H53ZM63 98V97H62ZM68 98V97H67ZM66 98V99H67ZM90 97H88L87 98V100L89 99ZM101 98V97H100ZM122 98V97H121ZM141 98V97H140ZM151 98V97H150ZM155 97H153V98H151V99H154ZM169 98H170V96H169ZM8 99V98H7ZM14 99L15 98H13V100H12V98H11V100L12 101H14ZM16 99V100H17ZM45 99V98H44ZM69 99H70V97H69ZM74 99V98H73ZM73 99H72V101H71V103L73 102ZM76 99V98H75ZM108 99V98H107ZM160 99H161V97H160ZM171 99V98H170ZM180 99H182V98H180ZM179 99V100H180ZM9 100V99H8ZM21 100V99H20ZM25 100V99H24ZM28 100V99H27ZM38 100V99H37ZM52 100V99H51ZM123 100H124V97H123ZM128 100V99H127ZM137 100H138V98H137ZM148 100H149V98H148ZM165 100V99H164ZM183 100V99H182ZM186 100V99H185ZM17 101H19V99L17 100ZM64 101V100H63ZM68 101V100H67ZM66 101V102H67ZM79 101H81V100H79ZM78 101V102H79ZM92 100H90V102H91ZM107 101V100H106ZM105 101V102H106ZM122 101V100H121ZM125 103H126V98H125ZM130 101V100H129ZM150 101V100H149ZM152 101V100H151ZM172 101V100H171ZM173 101H175V100H173ZM173 101H172V103H173ZM201 101V100H200ZM16 102V101H15ZM44 102V101H43ZM57 102H59V101H57ZM85 102V101H84ZM89 102V103H90ZM92 102H96V100L95 101H92ZM112 102V101H111ZM123 102V101H122ZM148 102V101H147ZM146 102V103H147ZM153 102H154V100H153ZM156 102V101H155ZM1 103V102H0ZM10 103H12V102H10ZM14 103V102H13ZM37 103H38V101H37ZM54 103V102H53ZM52 103V104H53ZM61 103H63V102H61ZM69 103V102H68ZM77 103V102H76ZM86 103V102H85ZM157 103V102H156ZM175 104H176V102H174ZM173 103V104H174ZM41 104V103H40ZM59 103H57V105H58ZM92 104H94V103H92ZM143 104V103H142ZM159 104H160V102H159ZM9 105V104H8ZM16 106H19L18 104H15ZM72 105H74L73 103H72ZM86 105V104H85ZM101 105H103V103H101L99 106L101 107ZM112 105H113V103H112ZM156 105V104H155ZM162 105V104H161ZM36 106V105H35ZM43 106V105H42ZM55 106V105H54ZM78 106V105H77ZM107 106V105H106ZM134 106H136V105H134ZM143 106H144V104H143ZM143 106H141V107H143ZM157 106H160V105H158L157 104ZM163 106V105H162ZM63 107V106H62ZM82 107V106H81ZM83 107H84V105H83ZM92 107V106H91ZM103 107V106H102ZM140 107V108H141ZM145 107H146V105H145ZM154 107H156V106H154L153 105V108ZM4 108V107H3ZM7 108V107H6ZM14 108V107H13ZM18 108V107H17ZM16 107H15V110L17 109ZM50 108V107H49ZM53 108H56V107H53ZM78 108V107H77ZM86 108V107H85ZM114 108V107H113ZM113 108H111V109H113ZM140 108H139V110L138 111H141L140 110ZM149 108V107H148ZM152 108V107H151ZM150 108V109H151ZM153 108L151 109V110H153ZM164 108V109H163ZM162 109H163V111L164 110H166L167 109V107H166V109H165V107H163ZM5 109V108H4ZM32 109V108H31ZM51 109V108H50ZM57 109V108H56ZM63 109V108H62ZM75 107L72 109V110H74L75 111ZM87 109V108H86ZM88 109H90V108H88ZM144 109V108H143ZM157 109V108H156ZM158 109H159V107H158ZM161 109V108H160ZM161 109V110H162ZM20 110H21V108H20ZM65 110V109H64ZM91 110H93V112H95L94 110L95 109H91ZM103 110V109H102ZM109 110V109H108ZM107 110V111H108ZM146 110V109H145ZM145 110H143V112H145ZM150 110V111H151ZM172 110V109H171ZM1 111V110H0ZM6 111V110H5ZM18 111V110H17ZM28 111V110H27ZM57 111V110H56ZM88 111V110H87ZM120 111V110H119ZM138 111H137V113H138ZM147 112H149V110H146ZM158 111V110H157ZM160 111V110H159ZM168 111V110H167ZM176 111V110H175ZM174 111V112H175ZM184 111V110H183ZM29 112V111H28ZM36 112V111H35ZM45 112H46V109H45ZM50 112H51V110H50ZM49 112V113H50ZM71 112V111H70ZM132 112V111H131ZM142 112V113H143ZM147 112L145 113V114H147ZM173 112V111H172ZM174 112H173V115H174ZM177 112V114H179V115H181L178 111H176ZM175 112V113H176ZM5 113V112H4ZM14 113H16V111H14ZM20 113H22V112H20ZM31 113V112H30ZM34 113V112H33ZM52 113V112H51ZM50 113V114H51ZM62 113H64V111L62 112ZM61 113V114H62ZM72 113V112H71ZM108 113V112H107ZM123 113H125V112H122V115H123ZM141 113V112H140ZM140 113H138V115L140 114ZM150 113V112H149ZM148 113V115H150ZM169 113V112H168ZM16 114H18V113H16ZM16 114H14V115H16ZM43 114V113H42ZM49 114V115H50ZM60 114V115H61ZM76 114H78V113H76ZM76 114H74V115H76ZM81 114V113H80ZM79 114V115H80ZM101 114H103V113H101ZM105 114V113H104ZM109 114V113H108ZM132 114V113H131ZM0 115H1V113H0ZM7 115V114H6ZM19 116H20V114H18ZM48 115V116H49ZM70 115H72V114H70ZM89 115V114H88ZM87 115V116H88ZM95 116H96V112H95V114H94ZM112 115V114H111ZM116 115H118V114H116ZM134 115H135V113H134ZM134 115L132 116V117H134ZM137 115V114H136ZM137 115V116H138ZM142 115V114H141ZM141 115H140V119H142V118H144V119H147V117L145 118V115L141 118ZM147 115V116H148ZM3 116V115H2ZM2 116H0V117H2ZM8 116V115H7ZM17 116V115H16ZM22 116V115H21ZM32 116H34V115H32ZM47 116V115H46ZM53 116H55V115H53ZM52 116V117H53ZM62 116V115H61ZM61 116H60V118H61ZM64 116V115H63ZM95 116H94V118H95ZM103 116V115H102ZM107 116V115H106ZM120 116V115H119ZM131 116V115H130ZM151 116V115H150ZM153 116V115H152ZM166 116V115H165ZM164 116V117H165ZM167 116H169V115H167ZM12 117V116H11ZM56 117V116H55ZM54 117V119L53 118H48V117H46V120L44 121V123H42V127H43V129H42V133H41V135H40V137H35V135H34V131H35V128H34V126H33V128H30V127H32V124H34V122L31 124V123H28L27 121H26V123H28V125L30 126L29 127V131H27V132H22V134H21V132L19 133V132H17V130H16V128H17V125H15L14 123L12 124V127H11V125H9V128H7V130H11L12 128H13V130H16L13 134H11V136L10 137H8V138H5V137H3V138H0V142L1 143H3L4 141H6L5 142V145L7 146L6 148H7V153L5 152L4 154H5V156L3 155V154H0V155H3V158H4V160L2 159V158H0V207H2V208H0V217L6 212V211H8V210H10V209H8L9 208V206L7 205V204H10L11 203V201L14 199V196L15 195H18V194H20L21 192H22V190L23 189H25V188H27L28 186H31L32 184H34V182L37 180V179H39V177L41 176V175H44L48 170V174H49V176H48V178H47V180L46 181H44V183H41L40 182V185L38 186L39 187V189L37 190V192L36 191H34V194L33 195H31V196H29L28 198L26 197V200L24 199V201H22L21 203H19V205L17 206V208H15V211H14V215H13V217H12V215H11V219H7V221L6 222H9L8 224H9V226H7L9 229H12V228H14V230L15 229H18V227H20V226H18L17 227V225L16 224H14L15 223V221L18 219L19 220V218H21V221H22V219L23 220H25V221H27V223H28V225L30 224L31 225V228H30V225H29V232L28 233H25V235L24 236H26V234H27V238H26V241H25V246H24V248H23V250L22 251H25L26 250V252H30L33 248H34V246H37L38 247V249L40 250V251H44L45 252V256H47V258L50 260V261H52V263H50V261L48 262L45 258H44V260H46V261H43V262H48V263H50V264H68V259H67V255H66V253H68V251L65 249V251H63V248L66 246H63V244H62V240L64 239L63 238V235H65L66 234V232H68L69 233V235H71V236H68L69 238H75V237H77L78 236V241H76V243H77V245L75 244V247L77 248V251H78V249L80 248L81 250H84L85 252H86V260H88V261H92L93 260V258H92V260H90V258L88 257V250H89V243H93L94 242V240L95 239H93V238H91L90 236H88V235H86V237H87V239L86 240H84V236L83 237H80L81 235V230H82V232H86V234H87V230H89L91 227H92V225L94 224V222L93 221H89V220H91V218L92 217H90L91 215V213L89 214L88 212L90 211L89 209H82L83 211H87V212H84L85 214H83V216L85 215L86 216V219L87 218H89V220L87 221V220H85V218H83L84 220L82 221V222H79V221H77V220H80L81 221V215L79 216L81 219H76V218H72L71 217V212H72V209L73 208H75L74 207V205H71V200L74 198V200L76 199L79 203V205L81 206V207H79V208H82V206L84 205V207H88V206H85V205H88V204H90L89 203V200H90V202L91 201H94L95 202V200H93V199H95L94 197H93V195L91 196V195H89V191H90V187L92 186V182H91V179H90V177H88V176H84V175H76V176H71V174H72V171H70V170H68V168L66 169V174H68V172H71L69 175H64L65 177H66V179L64 180V182L63 181H61L60 183H58V185H56V183H55V178H56V175L58 174V172L60 171H62L63 169H62V165H63V162H65L66 163V161H65V159L67 158V154L65 155L66 157L65 158H63V154H65V151L68 149V146H69V144L71 143V142H73V140L78 136L77 134V136L75 135V133H74V129L76 128L75 126H76V123H75V121H71V122H62V121H60V120H58V119H56ZM98 117V116H97ZM109 117H111V116H109ZM116 117V116H115ZM157 117V116H156ZM163 117V119H165ZM171 117H172V115H171ZM175 117V116H174ZM180 117V116H179ZM57 118H58V115H57ZM64 118H66V117H64ZM68 118V117H67ZM67 118H66V121H67ZM83 118V117H82ZM90 118V117H89ZM91 118H93V116H91ZM99 118V117H98ZM100 118H101V116H100ZM99 118V119H100ZM114 118V117H113ZM123 118H124V116H123ZM128 118V117H127ZM149 119H150V117H148ZM168 117H166V119H167ZM176 118H177V115H176ZM8 119V118H7ZM11 119V118H10ZM16 119V118H15ZM22 119V118H21ZM24 119V118H23ZM70 119V118H69ZM68 119V120H69ZM75 119H77V118H75ZM81 119V118H80ZM98 119V120H99ZM106 119V118H105ZM117 121H119V118H118V116H117ZM115 119V120H116ZM122 119V118H121ZM120 119V120H121ZM130 119V118H129ZM139 119V120H140ZM162 119V118H161ZM175 119V118H174ZM174 119H173V121H174ZM181 119V123H182V118H178V121ZM185 119V118H184ZM9 120V119H8ZM12 121H14L13 119H11ZM27 120V119H26ZM62 120V119H61ZM70 120H72V118L70 119ZM97 120V122H101V120L100 121H98ZM102 120H103V117H102ZM114 120V119H113ZM137 120H138V118H137ZM11 121V122H12ZM17 121V120H16ZM30 121V120H29ZM104 121V120H103ZM122 121V120H121ZM120 121V122H121ZM146 121V120H145ZM158 121V120H157ZM184 121V120H183ZM186 121V120H185ZM2 122V121H1ZM8 122V121H7ZM23 121H21V123H22ZM24 122H25V120H24ZM92 122V121H91ZM97 122H95V123H97ZM123 122H125V121H123ZM138 121H134L133 123H131L130 125H128L127 127H125V126H123V127H121V128H117V127H115L116 126V124L115 123H109L108 124V126H110L108 129H106L105 131L107 132H109V131H112V133H110V134H107V136L104 138V141H103V144H102V148H104V149H106V150H112L114 147H115V144L119 141V139H120V137H122V136H124L125 134H136V135H142V134H149V133H154V134H156V133H158V131H155V129H153L152 128V125H154L153 124V122H154V118L153 119H150V120H148V121H146V122H144V123H141V124H137V125H135V126H133V124H135V123H137ZM140 122V121H139ZM138 122V123H139ZM141 122H143V121H141ZM167 122L168 123H170V121H168L167 120ZM167 122H164V123H167ZM176 122H177V120H176ZM190 122V121H189ZM19 123V122H18ZM94 123V124H95ZM104 123V122H103ZM163 123V124H164ZM181 123H179L178 122V124H181ZM186 123V122H185ZM88 124V123H87ZM98 124V123H97ZM119 124H121V123H119ZM158 124V123H157ZM21 125V124H20ZM96 125V124H95ZM107 125V124H106ZM166 125V124H165ZM174 125H177L176 123H174ZM183 127H185L183 124H181ZM0 126H1V124H0ZM23 126V125H22ZM107 126V127H108ZM130 126H131V128H130ZM133 126V127H132ZM155 126V125H154ZM168 126H170V124L168 125ZM171 126H173V125H171ZM170 126V127H171ZM180 126V125H179ZM19 127V126H18ZM39 127L40 126H38V131H39ZM101 127V126H100ZM103 127H105V124H104V126ZM158 127V126H157ZM164 127V126H163ZM178 127V126H177ZM3 128V127H2ZM84 128V127H83ZM82 128V129H83ZM96 128H98V127H96ZM167 128H169V127H167ZM172 128H174V127H172ZM181 128V127H180ZM185 128H187V127H185ZM20 129V128H19ZM25 129V128H24ZM28 129V128H27ZM79 129V128H78ZM75 130V131H80V130ZM101 129V128H100ZM99 129V130H100ZM160 129H163L162 127L161 128H159V130ZM170 129V128H169ZM175 129V128H174ZM177 129V128H176ZM1 130V129H0ZM3 130H5V129H3ZM2 130V131H3ZM41 130V129H40ZM94 130V129H93ZM157 130V129H156ZM167 130V129H166ZM173 130V129H172ZM178 130V129H177ZM180 130V129H179ZM183 129L181 128V131H182ZM185 130V129H184ZM22 131V130H21ZM98 131V130H97ZM104 131V130H103ZM104 131V132H105ZM122 131V132H121ZM163 131V130H162ZM168 131V130H167ZM82 132V131H81ZM91 132V131H90ZM103 132V133H104ZM160 132V131H159ZM171 132V131H170ZM169 132V133H170ZM173 132H175L174 130H173ZM177 132V131H176ZM175 132V133H176ZM185 132V131H184ZM187 133L189 132V131H186ZM102 133V132H101ZM100 133V134H101ZM172 133V132H171ZM79 134H81V133H79ZM91 134H93V133H91ZM168 134V133H167ZM166 134V135H167ZM174 134V133H173ZM195 134V133H194ZM10 135V134H9ZM87 135V134H86ZM105 135V134H104ZM158 135H160L159 133H158ZM171 135V134H170ZM174 135H177V134H174ZM173 135V136H174ZM180 135V134H179ZM187 135V134H186ZM8 136V135H7ZM100 136V135H99ZM101 136H103V135H101ZM165 136V135H164ZM172 135H171V137H173ZM190 136V135H189ZM195 136V135H194ZM198 136V135H197ZM85 137V136H84ZM83 137V138H84ZM92 137H94V138H92ZM96 137H98V135L95 133V135H90V133H89V136H87V138L85 139L84 138V140H83V143L85 144L84 146H82V148H79V146L77 147V150H78V148H79V151L77 152V154L75 153V155H78V159H77V161L80 163V161H82L83 159H86L87 157H88V155H89V150H90V147H92V144H93V147H94V145H95V143L94 142H91L92 141V139H95V140H97L96 139ZM180 137V136H179ZM185 137H187V136H185ZM12 138V139H11ZM82 138V137H81ZM82 138V139H83ZM174 138V137H173ZM194 138V137H193ZM198 138V137H197ZM81 139V140H82ZM99 139V138H98ZM101 139H102V137H101ZM149 139H150V137H149ZM152 139V138H151ZM150 139V140H151ZM155 139V138H154ZM167 139V138H166ZM176 139V138H175ZM175 139H173V140H175ZM180 139V138H179ZM186 139V138H185ZM78 140V139H77ZM94 140V141H95ZM148 140V139H147ZM153 140V139H152ZM151 140V141H152ZM168 140V139H167ZM182 140V139H181ZM188 140V139H187ZM216 140V139H215ZM156 141V140H155ZM158 141H160L159 139H158ZM164 141V140H163ZM170 141V140H169ZM168 141V142H169ZM178 141H180V140H178ZM194 141V140H193ZM197 141V140H196ZM200 141L202 142V140L200 139ZM41 142V143H40ZM79 142V141H78ZM96 142V141H95ZM137 142V141H136ZM153 143H155L154 141H152ZM190 142V141H189ZM199 142V141H198ZM0 143V150H1V145H3V144H1ZM97 143V142H96ZM143 143H145V142H143ZM152 143V144H153ZM156 143H158V142H156ZM160 143H162L161 141H160ZM164 143V142H163ZM162 143V144H163ZM167 143V142H166ZM172 143H175V142H172ZM172 143H170V144H172ZM181 143V142H180ZM39 144H41V145H39ZM73 144V143H72ZM74 144L76 145V143L74 142ZM82 143H80V145H81ZM137 144V143H136ZM140 144V143H139ZM139 144H137V145H139ZM148 144H149V141H148ZM162 144H160L161 146H162ZM165 144V143H164ZM163 144V145H164ZM176 144H178V143H176ZM191 144V143H190ZM190 144L188 145V147L190 146ZM197 144H199V143H197ZM146 145H147V143H146ZM150 145V144H149ZM169 145V144H168ZM173 145V144H172ZM183 145H184V142H183ZM182 145V146H183ZM192 145V144H191ZM207 145V144H206ZM205 145V146H206ZM87 146V147H86ZM135 146V145H134ZM140 146V145H139ZM141 146H142V144H141ZM145 146V145H144ZM156 146V144L153 146V147H155ZM160 146V147H161ZM166 146V145H165ZM182 146H180V147H182ZM185 146V145H184ZM204 146V147H205ZM225 146H227V145H225ZM72 147V145L70 146V148ZM89 147V148H88ZM143 147V146H142ZM146 147H148V145L146 146ZM151 147H152V145H151ZM167 147H170V146H167ZM167 147H165V148H167ZM179 147V148H180ZM140 148V147H139ZM139 148H138V150H139ZM144 148V147H143ZM178 148V147H177ZM190 148V147H189ZM202 148H203V145H202ZM209 149H210V147H208ZM95 149V148H94ZM93 149V150H94ZM128 149V148H127ZM145 149V148H144ZM149 149V148H148ZM147 149V150H148ZM154 149V148H153ZM158 149V148H157ZM161 149H163L162 150V152L164 151V148L162 147ZM170 149V148H169ZM181 149V148H180ZM179 149V151H181ZM183 149H184V147H183ZM186 149V148H185ZM204 149V148H203ZM208 149V150H209ZM213 149V148H212ZM71 150H72V148H71ZM137 150V151H138ZM154 150H156V148L154 149ZM160 150V149H159ZM188 150V149H187ZM207 149H206V151H208ZM214 150V149H213ZM212 150V151H213ZM75 151V150H74ZM124 151V150H123ZM146 151V150H145ZM191 151V150H190ZM201 151V150H200ZM3 152V151H2ZM71 152V151H70ZM92 152V151H91ZM140 152V151H139ZM149 152V151H148ZM154 152V151H153ZM152 152V153H153ZM171 152V151H170ZM189 152V151H188ZM187 152V153H188ZM208 152H211V151H208ZM208 152H205V153H208ZM1 153V152H0ZM146 153V152H145ZM150 153V152H149ZM155 153H157V152H155ZM167 153V152H166ZM241 153V152H240ZM88 154V155H87ZM131 154V153H130ZM148 154V153H147ZM169 154V153H168ZM167 154V155H168ZM171 154V153H170ZM175 154V153H174ZM177 154H178V152H177ZM204 154V153H203ZM214 154V153H213ZM72 155H74V154H72ZM83 155V156H82ZM94 155L95 154H92L91 156H89V158L88 159H86L87 161H86V164H88V163H90V162H94L92 159H93V157H94ZM143 155H145V154H143ZM173 155V154H172ZM179 155H182V152H181V154H179ZM155 156V155H154ZM162 156V155H161ZM183 156H184V154H183ZM197 156V155H196ZM242 156V155H241ZM2 157V156H1ZM6 157V158H5ZM70 157H72V156H70ZM69 157V158H70ZM75 157V156H74ZM138 157H140V156H138ZM137 157V158H138ZM165 157V156H164ZM171 157V156H170ZM173 157V156H172ZM181 157V156H180ZM161 158H163V157H161ZM174 158V157H173ZM189 158H191V156H189L188 157V159ZM203 158V157H202ZM68 159V158H67ZM75 159V158H74ZM100 159V158H99ZM158 159H159V157H158ZM169 159V158H168ZM172 159V158H171ZM178 159V158H177ZM182 159H183V157H182ZM226 159V158H225ZM68 160H71V158L70 159H68ZM80 160V161H79ZM97 160H98V158H97ZM106 160V159H105ZM104 160V161H105ZM161 160V159H160ZM162 160H164V158L162 159ZM184 160V159H183ZM187 160V159H186ZM193 160V159H192ZM147 161V160H146ZM149 161V160H148ZM165 161V160H164ZM164 161H162V163L164 162ZM174 161V160H173ZM179 162H180V160H178ZM194 161V160H193ZM205 161H207V160H205ZM84 162V161H83ZM82 162V163H83ZM106 162V161H105ZM130 162V161H129ZM135 162V161H134ZM150 162V161H149ZM161 162V161H160ZM171 162V161H170ZM177 162V161H176ZM175 162V163H176ZM78 163V164H79ZM109 161H108V165H109ZM158 163V162H157ZM182 163V162H181ZM166 164V163H165ZM164 164V165H165ZM170 164H173V162L172 163H170ZM178 164V163H177ZM187 164V163H186ZM193 164H194V162H193ZM234 164V163H233ZM68 166L70 165V164H67ZM75 165V166H74ZM73 165V170H74V168L76 167V169H77V164H74ZM79 165H81V164H79ZM153 165V164H152ZM176 165V164H175ZM175 165H174V167H175ZM183 165V164H182ZM188 165V164H187ZM191 165V164H190ZM190 165H189V167H190ZM117 166V168H118V170L117 171H120V172H124V167H122L121 165H116ZM170 166V165H169ZM181 166V165H180ZM234 166V165H233ZM232 166V167H233ZM164 167V166H163ZM162 167V168H163ZM178 167V166H177ZM188 167V166H187ZM202 167V166H201ZM204 167V166H203ZM228 167V166H227ZM226 167V168H227ZM64 168V167H63ZM128 168H129V166H128ZM155 167L153 166V168L152 169H154ZM173 168V167H172ZM176 168V167H175ZM179 168V167H178ZM178 168H176V169H178ZM182 168V167H181ZM185 168V167H184ZM191 168H193V167H191ZM198 168V167H197ZM197 168H195V169H197ZM207 168V167H206ZM210 168V167H209ZM212 168V167H211ZM225 168V167H224ZM237 168V167H236ZM75 169V170H76ZM81 169V168H80ZM91 169H93V166L92 165H88L87 166V168H86V171L87 170H91ZM132 169V168H131ZM139 169V168H138ZM147 169V168H146ZM148 169H149V167H148ZM170 169H171V167H170ZM174 169V168H173ZM187 169V168H186ZM204 169H205V167H204ZM212 169H214V167L212 168ZM220 169V168H219ZM230 169V168H229ZM235 169V168H234ZM238 169V168H237ZM74 170V171H75ZM129 170V169H128ZM150 170V169H149ZM160 170V169H159ZM167 170H168V167H167ZM191 170V169H190ZM194 170V169H193ZM199 170H200V168H199ZM226 170V169H225ZM240 169H238V171H239ZM131 171V170H130ZM134 171H137V170H135L134 169ZM155 171V170H154ZM166 171V170H165ZM169 171V170H168ZM172 171H174V170H172ZM171 170H170V173L172 172ZM178 171V170H177ZM179 171H181V170H179ZM195 171V170H194ZM201 171V170H200ZM199 171V172H200ZM209 171V170H208ZM228 171V170H227ZM76 172V171H75ZM132 172V171H131ZM145 172V171H144ZM148 172V171H147ZM188 172V171H187ZM46 173V174H47ZM63 173V172H62ZM74 173V172H73ZM80 173V172H79ZM135 173V172H134ZM133 173V174H134ZM141 173H142V171H141ZM149 173H150V171H149ZM152 173V172H151ZM155 173V172H154ZM162 173V172H161ZM168 173V172H167ZM179 173V172H178ZM184 173V172H183ZM191 173V172H190ZM208 173V172H207ZM212 173V172H211ZM215 173V172H214ZM76 174V173H75ZM126 174H127V172H126ZM143 174H145L146 175V173H143ZM142 174V175H143ZM160 174V173H159ZM163 174V173H162ZM188 174V173H187ZM210 174V173H209ZM217 174V173H216ZM216 174H214V175H216ZM61 175V174H60ZM73 175V174H72ZM131 175V174H130ZM154 175V174H153ZM169 175V174H168ZM174 175H175V173H174ZM177 175V174H176ZM213 175V174H212ZM155 176V175H154ZM173 176V175H172ZM181 176V175H180ZM190 177H192L191 175H189ZM196 176H198V175H196ZM65 177H63V178H65ZM115 177V176H114ZM125 177V176H124ZM152 177V176H151ZM177 177V176H176ZM189 177V178H190ZM101 178V177H100ZM148 178V177H147ZM153 178V177H152ZM173 178V177H172ZM188 178V179H189ZM102 179H103V177H102ZM101 179V180H102ZM151 178H150V176H149V180H150ZM166 179V178H165ZM182 179V178H181ZM192 179V178H191ZM222 179V178H221ZM126 180V179H125ZM128 180V179H127ZM148 180V179H147ZM156 180V179H155ZM159 180V179H158ZM162 180H164V179H162ZM176 180V179H175ZM183 180V179H182ZM212 180V179H211ZM153 181V180H152ZM193 181V180H192ZM213 181V180H212ZM56 182H58V181H56ZM62 182H63V184H62ZM104 182H106V181H104ZM126 182H129V181H126ZM160 182H161V180H160ZM200 182V181H199ZM211 182V181H210ZM214 182H216L215 180H214ZM219 182V181H218ZM132 183V182H131ZM136 183V182H135ZM194 183V182H193ZM196 183L198 184V181H196ZM171 184V183H170ZM192 184V183H191ZM191 184H189V185H191ZM109 185H110V183H109ZM158 185V184H157ZM184 185V184H183ZM226 185V184H225ZM167 186V185H166ZM165 186V187H166ZM195 186V184L193 185V187ZM219 186V185H218ZM223 186V185H222ZM93 187H94V185H93ZM105 187H107V186H105ZM136 187V186H135ZM173 187V186H172ZM175 187V186H174ZM181 187V186H180ZM186 187V186H185ZM189 187V186H188ZM187 187V188H188ZM55 188H57L56 190H57V192H55L54 193V189ZM144 188V187H143ZM171 188V187H170ZM190 188V190H191V186L189 187ZM195 188V187H194ZM214 188V187H213ZM223 188V187H222ZM228 188V187H227ZM92 189V188H91ZM98 189V188H97ZM159 189V188H158ZM184 189V188H183ZM225 189V188H224ZM146 190V189H145ZM163 190V189H162ZM162 190H160V191H162ZM176 190V189H175ZM182 190V189H181ZM195 190V189H194ZM226 190V189H225ZM109 191V190H108ZM183 191H185V190H182V192ZM196 191V190H195ZM195 191H194V193H195ZM93 192H94V190H93ZM93 192H91V193H93ZM101 192V191H100ZM187 192V191H186ZM99 193V192H98ZM106 193H107V191H106ZM112 193V192H111ZM111 193H110V195H111ZM157 193V192H156ZM164 193H165V191H164ZM168 193H170V192H168ZM189 193H191V195H193L192 194V192L190 191ZM188 193V194H189ZM100 194L101 193H99V195H97L96 197H100ZM105 194V192L102 194V195H104ZM115 194H117V192L115 193ZM171 194H172V191H171ZM177 194V193H176ZM21 195V194H20ZM23 195V194H22ZM55 195V196H54ZM114 195V194H113ZM161 195H162V193H161ZM183 194H181V196H182ZM186 195V194H185ZM185 195H184V197H185ZM52 196H54L55 197V201H53L52 203H49L48 202V200L49 199H51V197ZM75 196V197H74ZM115 196V195H114ZM117 196V195H116ZM156 196V195H155ZM175 196V195H174ZM187 196V195H186ZM190 196V195H189ZM189 196H187V197H189ZM225 196H227V195H225ZM230 196V195H229ZM102 197V196H101ZM104 197V196H103ZM113 197V196H112ZM111 197V198H112ZM171 197V196H170ZM183 197V196H182ZM187 197H185V199H186V201L188 200L187 199ZM32 198H34L33 200H31ZM155 198H157V197H155ZM160 198V197H159ZM158 198V199H159ZM181 198V197H180ZM191 198V200H192V196L190 197ZM194 198V197H193ZM104 199V198H103ZM182 199V198H181ZM143 200V199H142ZM176 200V199H175ZM190 200V201H191ZM97 201V200H96ZM155 201V200H154ZM158 201V200H157ZM168 201V200H167ZM183 201V200H182ZM185 201V202H186ZM189 201V202H190ZM229 201V200H228ZM189 202L187 203V205H189ZM101 203H103V202H101ZM101 203H99V204H101ZM160 203V202H159ZM161 203H162V201H161ZM186 203H185V205H186ZM218 203V202H217ZM4 204H6L5 206H6V208L5 209H3V205ZM77 204V203H76ZM99 204H98V206H99ZM140 204V203H139ZM142 204V203H141ZM182 204V203H181ZM183 204H184V202H183ZM183 204H182V206H183ZM12 205V204H11ZM28 205V206H27ZM92 205V204H91ZM90 205V206H91ZM147 205H149V204H147ZM152 205V204H151ZM155 205H156V203H155ZM176 205H178L177 203H176ZM175 205V206H176ZM180 205V204H179ZM184 205V206H185ZM193 205V204H192ZM192 205H189V207H177V208H180V209H178L177 210V215H165V216H173V217H178L179 218V216H182V220L183 221H186L187 220V222L189 221V224H192L193 226H196V227H198V228H200V229H202L204 232L208 229V228H214V229H221V231L220 232H223V228H225L226 227V225H228L227 223V216H226V214H224V213H214L212 210L211 211H208V210H206V211H202V209H200V210H198V211H194L193 210V206ZM197 205V204H196ZM14 206V205H13ZM13 206H11V208L14 210V208H13ZM16 206V205H15ZM89 206V207H90ZM105 206V205H104ZM136 206V205H135ZM146 206V205H145ZM154 206V205H153ZM160 206V205H159ZM198 206H200V205H198ZM101 207V206H100ZM137 207V206H136ZM141 207V206H140ZM166 207V206H165ZM115 208V207H114ZM134 208V207H133ZM174 208V207H173ZM200 208H202L201 206H200ZM96 209H98V208H96ZM102 209V208H101ZM113 209V208H112ZM117 209V208H116ZM141 209V208H140ZM146 209V208H145ZM144 209V210H145ZM153 209V208H152ZM158 209H160V210H162L161 209V207L160 208H156V209H153V211H154V213H153V215L154 216H156V215H158L159 213H160V210H158ZM224 209V208H223ZM95 210V209H94ZM170 210V209H169ZM172 210V209H171ZM175 210V209H174ZM187 210H189L191 213L189 214V215H186L185 213L187 212ZM81 211V210H80ZM104 211V210H103ZM102 211V212H103ZM224 211V210H223ZM222 211V212H223ZM101 212V213H102ZM145 212V211H144ZM225 212V211H224ZM8 213V212H7ZM9 213H10V211H9ZM8 213V214H9ZM11 213H12V211H11ZM75 213H78V212H75ZM74 213V214H75ZM95 213H96V211H95ZM165 213H166V210H165ZM171 213V212H170ZM97 214H98V211H97ZM148 214V213H147ZM183 214H185V216L183 215ZM4 215H6V214H4ZM79 215V214H78ZM149 216H150V214H148ZM152 215V216H153ZM7 216V215H6ZM76 216H77V214H76ZM204 216V217H203ZM208 216V218H206ZM3 218H4V216H2ZM2 217H1V219H2ZM78 217V216H77ZM98 217L99 216H97V219H98ZM146 217V216H145ZM172 217V218H173ZM8 218V217H7ZM131 218V217H130ZM150 218V217H149ZM157 218V217H156ZM146 219H148V218H146ZM168 219V218H167ZM167 219H165V221L167 220ZM171 219V218H170ZM169 219V221H171ZM4 221H5V219H3ZM10 220V221H9ZM94 220V219H93ZM100 220V219H99ZM131 220H133V219H131ZM154 220V219H153ZM152 220V221H153ZM157 220V219H156ZM181 220V219H180ZM3 221V222H4ZM100 221H102V219L100 220ZM151 221V220H150ZM174 221V220H173ZM178 221V220H177ZM18 222V221H17ZM16 222V223H17ZM22 222H24V221H22ZM21 222V223H22ZM19 223V222H18ZM26 223V222H25ZM25 223H22L23 225H25ZM104 223V222H103ZM102 223V224H103ZM164 223V222H163ZM230 223V222H229ZM3 224V223H2ZM169 224V223H168ZM173 224V223H172ZM171 224V225H172ZM231 224V223H230ZM7 225V224H6ZM167 225V224H166ZM179 225H181L180 224V222H179ZM185 225V224H184ZM3 226H5V225H3ZM173 226H175V225H173ZM187 226V225H186ZM238 226V225H237ZM6 227V226H5ZM24 227V226H23ZM97 227H102V225H100V223H98L97 224ZM182 227V226H181ZM184 227V226H183ZM228 227V226H227ZM2 228H4V227H2ZM198 228H196V229H198ZM230 228V227H229ZM20 229V228H19ZM18 229V231L20 232L21 230H19ZM173 229H175V227L173 228ZM177 229V228H176ZM180 229V228H179ZM182 229V228H181ZM180 229V230H181ZM184 229V228H183ZM188 229V228H187ZM195 229V230H196ZM228 229V228H227ZM6 230H8V229H6ZM201 230V231H202ZM236 230V229H235ZM129 231V230H128ZM218 231V230H217ZM4 232H6V231H4ZM12 232V231H11ZM155 232V231H154ZM178 232H179V230H178ZM225 232V231H224ZM10 232H8V234H9ZM67 233V234H68ZM161 233V232H160ZM216 233V232H215ZM227 233V232H226ZM232 233V232H231ZM2 234V233H1ZM12 234V233H11ZM18 234V233H17ZM20 234H23V233H20ZM83 234V233H82ZM184 234V233H183ZM202 234V233H201ZM210 234H211V232H210ZM230 234V233H229ZM237 234V233H236ZM2 235H4V234H2ZM6 235V234H5ZM128 235V234H127ZM212 235V234H211ZM225 235V234H224ZM227 235V234H226ZM225 235V236H226ZM1 236V235H0ZM11 236V235H10ZM23 236V237H24ZM48 236V237H47ZM51 236H53V237H51ZM132 236V235H131ZM131 236H129L128 235V238H130ZM158 236H159V234H158ZM204 236V235H203ZM207 236H209L210 238H211V240L213 239V241H215V242H218V243H220L219 245H220V248H221V246L224 248L225 247V249L226 250H232L234 247H233V244L234 243H232L233 241H234V239H233V237L230 239L229 238V236H228V238H225L222 234H220L219 233V235H216V237H215V235H213V237H211L210 235H207ZM232 236V235H231ZM240 236V235H239ZM3 237V236H2ZM45 237H47V239L49 240H47V239H45ZM67 237V236H66ZM103 239H106V237H108L107 235H106V237H104V236H101ZM202 237V236H201ZM1 238V237H0ZM68 238V239H69ZM112 238H113V236H112ZM134 238H135V236H134ZM139 238H141V237H139ZM159 238H160V236H159ZM183 238V237H182ZM204 238V237H203ZM114 239V238H113ZM154 239V238H153ZM206 239V238H205ZM233 239V240H232ZM74 239H72L71 240V242L73 241ZM125 240V239H124ZM158 240V239H157ZM238 242H239V244H243V242H245L244 241V237L243 236H241V237H238ZM63 242H66L65 240L63 241ZM70 242V241H69ZM71 242H70V244H71ZM85 242V243H84ZM154 242H156L155 240H154ZM159 242V241H158ZM184 242V241H183ZM182 242V243H183ZM206 242V241H205ZM210 242V241H209ZM209 242H208V244H209ZM21 243V242H20ZM67 243V242H66ZM84 244V246L83 247H80V244ZM138 243V242H137ZM153 243V242H152ZM161 243V242H160ZM132 244V243H131ZM134 244V243H133ZM139 244V243H138ZM154 244H156V243H154ZM162 244V243H161ZM185 244V243H184ZM251 244V243H250ZM68 245V244H67ZM134 245H136V244H134ZM186 245V244H185ZM213 245V244H212ZM216 245V244H215ZM253 245V244H252ZM71 246H73V245H71ZM153 246V245H152ZM156 246H157V244H156ZM194 246V245H193ZM141 247V246H140ZM138 248L137 247V249H142V248ZM143 247V246H142ZM151 247V246H150ZM205 247V246H204ZM209 247V246H208ZM217 247V246H216ZM17 248V247H16ZM66 248H67V246H66ZM148 248V247H147ZM218 248V247H217ZM216 248V249H217ZM238 248V247H237ZM237 248H235V249H237ZM243 248V247H242ZM244 248H245V246H244ZM50 250V252L48 251V250ZM74 249V248H73ZM72 249V250H73ZM156 249V248H155ZM159 249V248H158ZM215 249V248H214ZM234 249V250H235ZM254 249V248H253ZM16 250V249H15ZM18 250V249H17ZM144 250H145V248H144ZM161 250V247H160V249L158 250V252ZM183 250V249H182ZM223 250V249H222ZM225 250V251H226ZM250 250V249H249ZM255 250V249H254ZM39 251V252H40ZM140 251V250H139ZM148 251V250H147ZM206 251H207V249H206ZM219 251V250H218ZM221 251V250H220ZM219 251V252H220ZM238 251V250H237ZM244 251V250H243ZM109 252H111L110 251V249H109ZM145 252V251H144ZM172 252V251H171ZM202 252H203V250H202ZM230 252V251H229ZM228 252V253H229ZM234 252V251H233ZM242 252V251H241ZM32 253V252H31ZM146 253V252H145ZM144 253V254H145ZM149 253V252H148ZM173 253V252H172ZM178 253V252H177ZM177 253L176 254H174L173 253V255H177ZM200 253V252H199ZM211 253V252H210ZM228 253H226V254H228ZM249 253V252H248ZM29 254V253H28ZM37 254H39V253H37ZM143 254V255H144ZM152 254V253H151ZM160 255H161V252L159 253ZM162 254H163V252H162ZM239 254V253H238ZM237 254V255H238ZM24 255H25V253H24ZM30 255V254H29ZM154 255V254H153ZM160 255H159V257H160ZM165 255V254H164ZM210 255V254H209ZM237 255H235L234 257H237ZM262 255H264V254H262ZM36 256V255H35ZM40 256H42V255H40ZM146 256V255H145ZM158 256V255H157ZM166 256V255H165ZM183 256V255H182ZM181 256V257H182ZM207 256H208V254H207ZM222 256V255H221ZM227 256V255H226ZM225 256V257H226ZM230 256H232V258H233V255H230ZM14 257V256H13ZM22 256H21V254H20V257H18L19 259L21 258ZM90 257H91V255H90ZM142 257V256H141ZM159 257H157V259L159 258ZM161 257H163L162 255H161ZM178 257H180V256H178ZM185 257V256H184ZM211 257V256H210ZM262 257V256H261ZM30 258L31 259H33L34 260V256H30ZM176 258V257H175ZM204 258H205V256H204ZM218 258V257H217ZM228 259H229V257H227ZM239 258L241 259V257L239 256ZM260 258V257H259ZM12 259V258H11ZM27 259V258H26ZM25 259V261L27 262V260ZM40 259L41 258H39L38 260L40 261ZM166 259H167V257H166ZM169 259H171L170 257L168 258V261H169ZM177 259V258H176ZM187 259V258H186ZM185 259V260H186ZM207 259H209V258H207ZM257 259V258H256ZM29 260V259H28ZM153 260H154V258H153ZM162 260H163V258H162ZM173 260V259H172ZM177 260H179V258L177 259ZM176 260V261H177ZM189 260V259H188ZM195 260V259H194ZM194 260H192V261H194ZM224 260H225V258H224ZM238 260V259H237ZM242 260V259H241ZM247 261H248V259H246ZM36 262H37V259L35 260ZM34 261V262H35ZM42 261V260H41ZM40 261V262H41ZM115 261H117V260H115ZM132 261H134L133 259H132ZM155 261H156V259H155ZM183 261V260H182ZM221 261V260H220ZM240 261V260H239ZM238 261V262H239ZM18 262V260L16 261V263H15V261H14V264H18L17 263ZM19 262H20V264H22L21 263V261L19 260ZM23 262V261H22ZM25 262V263H26ZM167 262V261H166ZM174 262V261H173ZM179 262V261H178ZM184 263L183 264H187L188 262H186L185 263V261H183ZM191 262V261H190ZM195 262V261H194ZM211 262V261H210ZM243 261H241V264H243L242 263ZM256 262V261H255ZM258 262V261H257ZM47 263V264H48ZM169 263H171V261L169 262ZM175 263H177V262H175ZM199 263V262H198ZM27 264V263H26ZM29 264V263H28ZM117 264V263H116ZM178 264V263H177ZM194 264V263H193ZM196 264H197V261H196ZM201 264H203V263H201ZM225 264V263H224ZM233 264V263H232ZM240 264V263H239Z\"/></svg>",
	"mask_w": 264,
	"mask_h": 264
}]
</instances>
